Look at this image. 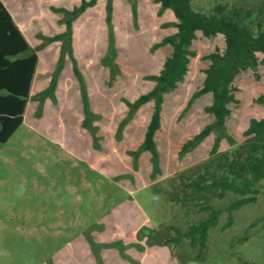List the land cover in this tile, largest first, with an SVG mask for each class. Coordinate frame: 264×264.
Listing matches in <instances>:
<instances>
[{
    "label": "rangeland",
    "instance_id": "obj_1",
    "mask_svg": "<svg viewBox=\"0 0 264 264\" xmlns=\"http://www.w3.org/2000/svg\"><path fill=\"white\" fill-rule=\"evenodd\" d=\"M1 1L31 50H37L38 62L25 123L0 143V264H97L88 239L102 264H264V180L255 201L231 213L229 227L224 228L225 209L238 197L226 193L221 200L210 199L221 213L200 257L187 240L159 245L175 235L172 228L183 233L208 217L191 204L172 202L170 195L182 191L174 176L209 156L213 135L182 157L178 152L213 121L204 112L210 94L188 101L202 87L209 65L205 57L223 51V37L197 32L191 45L195 57L183 81L164 96L154 135L159 171L153 175L148 152L131 156L144 139L152 102L141 106L120 133L118 126L127 115L126 103L150 91L154 84L148 76L158 74L171 53L169 46H152L175 33L172 12L159 13L155 0H112L110 29L106 0H98L72 22V54L96 116L94 140L81 125L79 84L70 61L57 79L54 99L45 98L39 109V94L50 83L60 49L58 42L44 44L43 38L63 32V11L81 0ZM217 4L250 9L264 20V0H193L192 7L208 13ZM110 33L114 73L103 63ZM233 86L236 102L229 106L226 131L241 143L249 121L264 117V103L256 102L264 93V63L240 73ZM229 149L220 143L219 151Z\"/></svg>",
    "mask_w": 264,
    "mask_h": 264
},
{
    "label": "trees",
    "instance_id": "obj_2",
    "mask_svg": "<svg viewBox=\"0 0 264 264\" xmlns=\"http://www.w3.org/2000/svg\"><path fill=\"white\" fill-rule=\"evenodd\" d=\"M98 0H81L71 11H63L60 20L64 31L51 37H44L43 43L60 44L59 56L52 73L48 87L39 94L41 104L45 98L54 99L57 79L63 70L66 60L70 61L75 78L79 84L82 104V127L96 140L97 127L93 125L96 116L89 107L84 80L77 68V62L72 54V22L86 9L93 7ZM159 4V13L170 10L176 19L175 33L161 39L152 49L169 46L170 55L163 62L161 70L156 75L148 76L153 87L147 93L140 95L133 102H127V115L118 126L120 133L125 124L143 105L152 102V113L147 125L144 139L137 150L131 152L133 159L143 153L150 154L153 165V175L159 171L158 151L154 135L160 128V115L164 96L171 93L182 82L190 59L195 57L191 49L196 33L205 38L221 35L224 41L222 52L214 51L205 58L209 61L204 70L202 87L188 101L190 105L196 98L204 94L211 95L210 105L204 112L212 116L213 121L197 134L186 140L179 149L178 155L194 150L208 136L214 140L208 158L174 177L181 187V195L172 193L170 200L178 204H191L198 212H207L208 217L188 226L185 232L172 228L175 235L164 240L159 245H178L183 240L189 241L192 247H197V258L206 248L208 230L216 225L221 210L209 204L210 199L221 200L226 193L238 198L225 209L228 213L224 228L232 224L231 213L242 206L255 201L261 192L258 184L264 180V117L251 119L245 131L243 142L237 143L226 131V121L230 116L229 106L236 102L233 82L242 72L256 71L259 64L264 63V20L250 9L235 5L217 4L208 13L196 11L192 7L193 0H155ZM112 0H106V22L111 29L110 20ZM260 15L261 11H257ZM108 55L103 59L111 72H115L113 58L115 56L114 40L110 33ZM258 54L262 56L258 59ZM38 62L37 50H31L26 39L15 25L10 13L0 0V143H6L23 125V115L30 98V89ZM264 103V93L256 99ZM225 141L230 149L219 151V146ZM264 193V191H263ZM88 243L94 252L97 264H102L101 258L94 250L96 244L91 239ZM103 245L102 247H107Z\"/></svg>",
    "mask_w": 264,
    "mask_h": 264
},
{
    "label": "crops",
    "instance_id": "obj_3",
    "mask_svg": "<svg viewBox=\"0 0 264 264\" xmlns=\"http://www.w3.org/2000/svg\"><path fill=\"white\" fill-rule=\"evenodd\" d=\"M4 5V4H3ZM7 9V8H6ZM12 17V16H11ZM13 19V18H12ZM14 21V20H13ZM35 75V74H34ZM34 79V78H33ZM33 82V81H32ZM31 88H32V85H31ZM30 95H31V89H30ZM28 104V103H27ZM26 109H27V105H26ZM25 109V111H26ZM25 123V112H24V115H23V124Z\"/></svg>",
    "mask_w": 264,
    "mask_h": 264
}]
</instances>
